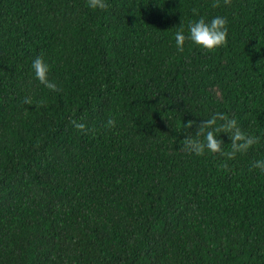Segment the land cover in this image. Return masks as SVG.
I'll use <instances>...</instances> for the list:
<instances>
[{
	"label": "trees",
	"instance_id": "16d2710c",
	"mask_svg": "<svg viewBox=\"0 0 264 264\" xmlns=\"http://www.w3.org/2000/svg\"><path fill=\"white\" fill-rule=\"evenodd\" d=\"M217 14L226 43L177 50ZM219 112L258 142L190 151ZM261 158L264 0H0V264H264Z\"/></svg>",
	"mask_w": 264,
	"mask_h": 264
},
{
	"label": "clouds",
	"instance_id": "9594fccd",
	"mask_svg": "<svg viewBox=\"0 0 264 264\" xmlns=\"http://www.w3.org/2000/svg\"><path fill=\"white\" fill-rule=\"evenodd\" d=\"M87 6L92 9H104L107 7V0H87ZM179 28L174 32L177 50L183 51L186 40L201 46L204 49H215L227 41L228 19L224 15H213L211 17L199 16L196 19L187 21V32L184 31V21L180 19ZM31 70L35 78L48 89L58 90V84L50 79V64L44 55L38 54L31 60ZM25 103H31V98L24 97ZM75 127L83 128L84 124L73 121ZM108 125L115 121L108 120ZM191 125H189L190 127ZM221 133L227 134L230 140V150L225 151L226 143ZM259 137L250 134L242 129L237 119L226 113L219 112L199 122L195 136L187 138L189 150L196 154H203L205 151L220 153L229 158L235 157L237 153L246 152L256 144ZM253 167L264 172V158L253 161Z\"/></svg>",
	"mask_w": 264,
	"mask_h": 264
}]
</instances>
